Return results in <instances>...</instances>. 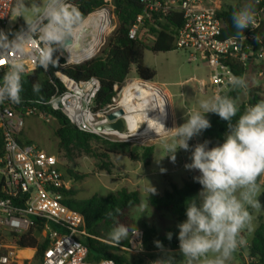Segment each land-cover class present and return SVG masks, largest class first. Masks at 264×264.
<instances>
[{"label":"built area","instance_id":"2783aa9c","mask_svg":"<svg viewBox=\"0 0 264 264\" xmlns=\"http://www.w3.org/2000/svg\"><path fill=\"white\" fill-rule=\"evenodd\" d=\"M69 2L74 4V0ZM140 4L142 12L128 34L131 39L144 43L156 40L155 31L162 30L161 25L172 12L182 13L184 25L173 35V45L175 49L188 54L190 63L197 62L208 69L207 79H192L201 94H206L208 90L213 95L230 91L228 80L232 75L236 76L235 67L247 69L253 58L264 57L263 40L259 33L264 20V8L257 11L256 24L246 29L244 38H223L224 23L218 17L223 9V0H140ZM14 6L15 0H0V24L6 30H13L16 26H10ZM113 11L114 7L109 5L94 13H105L110 20ZM71 37L73 43L63 45L58 50L66 65L81 64L100 53L98 47L88 58L74 62L70 47L77 42L76 33ZM84 44L87 45L86 41ZM43 46L38 37L27 45L23 56L26 71L23 74L37 69ZM12 55L0 52V61H4L0 64V82L8 70ZM60 81L64 90L57 89L45 103L37 104L62 113L80 131L95 135L119 133L99 130V127L110 123L107 115L121 109V106L114 96L110 105L94 112L100 89L97 78L77 82L65 75ZM136 82L143 86L146 84L140 80ZM121 86H114L115 95ZM27 116H36L46 122L55 119L38 106L27 107L22 114L15 109L14 104L6 101L0 104V133L3 139V154L0 157V264H115L111 259L97 263L90 261L88 248L77 240L79 235H89L84 216L64 203L65 191L71 189L72 180L65 175L56 154L36 144L21 142ZM138 230L139 235L130 234L129 246L122 247L134 256L145 252L144 232ZM31 239L36 241V247L23 248L19 245L20 241ZM42 244H46V249L37 260L38 245ZM28 249L32 251L30 255H20V252ZM254 260L248 253H243L245 264H253Z\"/></svg>","mask_w":264,"mask_h":264},{"label":"clouds","instance_id":"9594fccd","mask_svg":"<svg viewBox=\"0 0 264 264\" xmlns=\"http://www.w3.org/2000/svg\"><path fill=\"white\" fill-rule=\"evenodd\" d=\"M259 0H245L232 12V25L238 37L256 24ZM15 18L22 17L24 25L19 30L0 28V52L12 55L8 70L0 82V104L5 100L14 104L22 102V74L26 71L23 60L25 49L34 38L43 42L39 63L47 67L54 54L63 47L67 38L76 33L82 22L78 7L69 0H15ZM31 13V15H28ZM232 91L248 88L244 75H232L228 80ZM41 86L33 85L39 92ZM212 113L227 122L228 131L223 143L209 147L210 141L190 146L189 141L211 127L207 114ZM239 113V115H238ZM235 120V122H233ZM165 137L163 152L174 163L178 149L191 151L187 170L198 171L193 177L201 185L196 197L186 203V220L177 224L179 255L184 264H228L241 247L247 243L243 233L253 231V215L264 209L259 199L264 187V100L247 105L240 112L237 98L228 94L206 96L198 101V108L185 114V122L168 129L160 123ZM162 171H166L162 169ZM148 194L156 189L149 183ZM144 211V206H141ZM111 215V214H109ZM129 226L119 223L109 233L119 244L129 238ZM139 235L137 227L131 236ZM172 232L166 234L171 240ZM161 250V241H155ZM153 264H176L170 251Z\"/></svg>","mask_w":264,"mask_h":264},{"label":"trees","instance_id":"16d2710c","mask_svg":"<svg viewBox=\"0 0 264 264\" xmlns=\"http://www.w3.org/2000/svg\"><path fill=\"white\" fill-rule=\"evenodd\" d=\"M74 4L81 13L82 22L90 14L101 8L109 5L114 7L113 13L117 19L118 27L113 37L109 40L107 47L95 58L76 65H66V61L57 51L53 56V62L46 68L38 63L35 71L22 74L23 91L21 92L22 102L20 104L11 103L8 100L5 101L8 104H14L15 109L22 114L25 113V108L27 107L38 106L44 108L58 122L55 134L58 139L59 155L63 153L69 161H73L81 155H88L102 162V169L110 172L111 155L133 156L132 147L129 143L102 141L100 147L97 148L94 143L101 142V139L97 135L78 130L71 125L62 113L53 111L45 105H39L37 102L45 103L57 89L64 90L58 74L66 75L77 82L88 81L94 77L100 82V89L94 103V112L103 110L112 103V99L115 96L114 86L123 85L133 67L139 78L147 81L154 79L155 71L144 65V54L146 51L153 53L174 51L173 35L184 25V18L182 13L172 12L166 17L164 25H161L162 30L155 31L157 33L156 40L153 43H144L137 39H131L128 34L130 27L142 12L140 0H74ZM238 8L223 5V9L218 13V17L224 23L223 38L236 36L231 16L232 12ZM261 8H264V0H259L257 11ZM23 25L24 22H20L13 30H19ZM0 28L5 29L1 24ZM259 33L264 45V20ZM235 68L236 76L244 75L246 69ZM34 84L41 86L39 92L33 91ZM241 93L242 90L238 92L230 90L224 94L238 99ZM260 100H264L262 90H250L248 102L240 105V112L242 113L247 105L255 104ZM207 118L211 122V127L203 131L204 140L210 141V147L223 143L225 134L228 131L227 122L212 113L207 114ZM151 153L152 147L146 148L145 160L150 157ZM2 154L3 139L0 133V157ZM68 174L74 177L76 181L85 178V176L75 174L70 170H68ZM65 175L67 176L66 173ZM171 188V190H166L163 194H150L145 200L153 213L157 215L167 214L179 221L186 220V203L189 199L197 196L201 190V185L195 182L193 177H190L184 182L182 187L173 184ZM75 196L76 191L73 188L65 191L64 203L72 210L84 216L85 228L89 236L84 237L79 235L76 238L88 248L90 261L97 263L102 260L111 259L115 261V264H145L143 258L132 257L128 252L121 251L120 246H129V238L117 244L111 239L103 237L105 229H113L119 223L129 226L130 233L131 229L138 227L130 215L131 210L142 203V196L138 191H128L126 188H123L105 197L94 195L87 199H78ZM141 228L144 231V248L147 251L161 250L156 246L155 241H161L164 250L173 251L179 249V241L177 239L179 229L177 226L166 227L163 233H159L150 222L146 221L141 225ZM168 232L173 233L171 240L166 238ZM19 245L23 248H34L37 246L34 239L22 240L19 242ZM45 249L46 244L38 245L37 260L41 258ZM247 251L249 256L255 259L253 264H264V225L262 222L260 228L255 232L252 244L247 248ZM31 253L32 251H22L20 255L28 256ZM241 256L243 257L242 252Z\"/></svg>","mask_w":264,"mask_h":264},{"label":"rangeland","instance_id":"374dc122","mask_svg":"<svg viewBox=\"0 0 264 264\" xmlns=\"http://www.w3.org/2000/svg\"><path fill=\"white\" fill-rule=\"evenodd\" d=\"M244 2L245 0H223V5L239 7ZM28 15H31V13H28ZM110 21L111 28L103 37L99 52L107 47L109 40L117 30L118 22L115 15H112V13L110 14ZM20 22H24L23 18H15L13 12L10 26L18 25ZM144 65L155 71L154 79L152 81H147L139 78L133 67L128 78L115 96L119 102H123L126 86L139 80L146 83L156 84L170 94V97L167 98V102L169 110L172 112L171 114L173 116V121L171 123L173 127L185 122V114L196 110L200 99L205 98L206 96H213V93L210 90H208L206 94H201L197 89V83L192 80L193 78L207 79L208 69L197 62L190 63L188 54L179 49H175L171 52L159 53L146 51L144 54ZM244 76L248 81V88L242 90L241 95L237 99L239 105L248 102L249 92L252 89H261L264 94V57L253 58L247 67ZM57 127L58 122L56 119L46 122L36 116H27L25 117V126L21 134V142L36 144L49 153L57 155L58 139L55 134ZM123 134V137L111 134L97 135L101 139V142H95L94 145L98 148L102 141L115 143L124 142L129 143L131 147L139 145L145 149L143 151L139 150L136 153H133V156L129 157L111 155L110 172L102 169V162L94 157L81 155L76 157L73 161H69L63 153H61L58 155L63 171L72 180L71 188L76 191L75 197L78 199H87L94 195L105 197L108 194L115 193L123 188H126L128 191H138L142 196V203L137 207H134L130 212L134 223L138 225L137 229L143 230L141 225L148 221L159 233H163L166 227L177 226V224L184 220L179 221L173 219L167 214L157 215L153 213L145 200L146 197L150 195L146 189L149 187L150 183L156 189V193L163 194L166 190H171L173 184L182 187L184 182L190 177L198 176V171L187 170L184 167L185 164L191 162V151L178 149L176 152V160L173 163L167 156L163 159H159L165 154L162 150L163 142L166 138L170 139V137L160 138L159 140L135 137L130 135L127 127ZM204 141L202 132L199 136L190 140L189 144L190 146H194L196 143H202ZM208 146L210 147V145ZM148 147H152V153L150 157L145 160L144 156L146 148ZM162 169H165L166 171H162ZM68 170L73 171L75 174L85 176V178L76 181L74 177L69 176ZM261 180L264 181V177H261ZM259 199L264 203V187H262V193L260 194ZM142 205L144 206L143 212L141 211ZM249 211L254 217L253 231L251 233L247 231L243 233L247 243L244 247L234 253L233 258L228 264L244 263L241 252L242 254L248 253L247 247L252 244L255 232L260 228L261 222L264 225V209L256 212L249 208ZM111 231V228L105 229L103 231V237L110 239L109 233ZM120 249L122 252H125L122 249V246H120ZM169 251L175 255L176 264H184L182 256L179 255V249L173 251L157 250L152 252L145 249V252L140 256L129 254L132 257L143 258L145 264H150L157 259L164 258Z\"/></svg>","mask_w":264,"mask_h":264},{"label":"bare ground","instance_id":"6f19581e","mask_svg":"<svg viewBox=\"0 0 264 264\" xmlns=\"http://www.w3.org/2000/svg\"><path fill=\"white\" fill-rule=\"evenodd\" d=\"M110 28L107 14L97 12L90 15L80 24L76 32L77 42L70 47L71 59L74 62L82 61L94 54ZM85 41L87 45H82ZM58 77L64 79L65 75L58 74ZM124 94V101L120 102V106L124 111L123 119L126 121L130 135L151 140L164 138L160 123L168 129L173 127L171 124L173 116L167 102L170 94L156 84L146 83L143 86L140 82L128 84ZM111 134L122 136L116 132Z\"/></svg>","mask_w":264,"mask_h":264},{"label":"water","instance_id":"95a60500","mask_svg":"<svg viewBox=\"0 0 264 264\" xmlns=\"http://www.w3.org/2000/svg\"><path fill=\"white\" fill-rule=\"evenodd\" d=\"M72 43H73V38L69 37L65 41L64 45L66 46ZM123 117H124L123 109H117V110L112 111L110 114L107 115V118L110 121V123L105 125L104 127H99V130L104 129L107 132L117 131L119 133H123L127 127L126 121L123 119ZM144 149L145 148L142 146L135 145L134 147H132V153H136L139 150L143 151Z\"/></svg>","mask_w":264,"mask_h":264},{"label":"snow or ice","instance_id":"6c2138e0","mask_svg":"<svg viewBox=\"0 0 264 264\" xmlns=\"http://www.w3.org/2000/svg\"><path fill=\"white\" fill-rule=\"evenodd\" d=\"M4 63V61H0V64Z\"/></svg>","mask_w":264,"mask_h":264}]
</instances>
